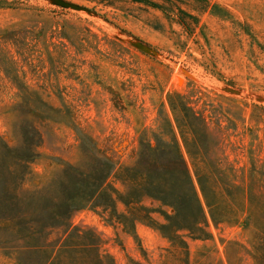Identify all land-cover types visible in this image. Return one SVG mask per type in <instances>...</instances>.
Returning <instances> with one entry per match:
<instances>
[{
  "label": "rangeland",
  "instance_id": "374dc122",
  "mask_svg": "<svg viewBox=\"0 0 264 264\" xmlns=\"http://www.w3.org/2000/svg\"><path fill=\"white\" fill-rule=\"evenodd\" d=\"M66 1L84 9L0 0V158L2 140L32 156L19 206L6 207L0 176V218L17 211L49 222L100 158L115 169L69 224H38L33 245L0 223V264H61L70 225L97 233L115 264H186L175 237L187 241L190 264L225 261L228 241L250 248L246 212L212 222L169 96L222 119L231 128L222 164L239 182L254 164L251 185L264 191V0Z\"/></svg>",
  "mask_w": 264,
  "mask_h": 264
},
{
  "label": "trees",
  "instance_id": "16d2710c",
  "mask_svg": "<svg viewBox=\"0 0 264 264\" xmlns=\"http://www.w3.org/2000/svg\"><path fill=\"white\" fill-rule=\"evenodd\" d=\"M64 38L68 39V37ZM169 105L212 222L216 225L230 223L239 213L246 212L255 227L250 248L237 241H228L226 260L220 261L219 264H241L242 250L250 256L253 264H264V191L256 190L251 185L254 181L253 176L257 172L254 164L249 182L247 179L239 182L235 177V168L231 165L224 166L220 158L227 140L225 135L231 128L224 125L222 119H213L206 111L198 109L181 93L171 94ZM211 123L215 124L217 129L215 137L210 131ZM230 136L231 134L229 138ZM1 148L3 153L0 158V176L4 178V187H6L3 199L5 204L7 203V208L10 205L19 206L22 198L18 194V186L27 174L32 156L18 153L3 140ZM98 164L94 177L89 173L87 178H78L77 185L54 204L49 214V222L31 220L29 219L31 214L28 212H8L0 218L5 231L17 230L21 234V240L33 245L32 240L37 239L38 224L43 227L69 224L72 214L91 202L115 169V164L107 158H100ZM81 175L86 176L84 172ZM89 178H93L92 184L91 181L89 183ZM89 186H92V190ZM172 244L184 250V261L190 264V249L187 241L175 237ZM100 246L101 240L97 233L91 229L70 225L57 252L56 260L61 264H115L110 257L100 253ZM133 264L139 263L133 262Z\"/></svg>",
  "mask_w": 264,
  "mask_h": 264
},
{
  "label": "water",
  "instance_id": "95a60500",
  "mask_svg": "<svg viewBox=\"0 0 264 264\" xmlns=\"http://www.w3.org/2000/svg\"><path fill=\"white\" fill-rule=\"evenodd\" d=\"M52 1L54 4L63 7V8H71L74 10H83L84 8L78 4L66 1V0H50ZM135 46L140 49L141 51L147 52V53H152L153 50L151 48H149L146 44L142 43V42H136Z\"/></svg>",
  "mask_w": 264,
  "mask_h": 264
}]
</instances>
